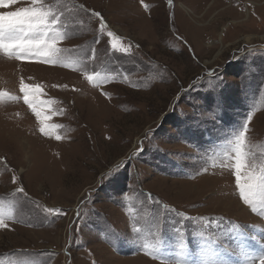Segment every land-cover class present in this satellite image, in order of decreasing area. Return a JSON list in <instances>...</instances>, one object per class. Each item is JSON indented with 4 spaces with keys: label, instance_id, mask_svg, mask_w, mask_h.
Masks as SVG:
<instances>
[{
    "label": "rangeland",
    "instance_id": "1",
    "mask_svg": "<svg viewBox=\"0 0 264 264\" xmlns=\"http://www.w3.org/2000/svg\"><path fill=\"white\" fill-rule=\"evenodd\" d=\"M36 7L58 51L0 49V264H259L264 0Z\"/></svg>",
    "mask_w": 264,
    "mask_h": 264
},
{
    "label": "snow or ice",
    "instance_id": "2",
    "mask_svg": "<svg viewBox=\"0 0 264 264\" xmlns=\"http://www.w3.org/2000/svg\"><path fill=\"white\" fill-rule=\"evenodd\" d=\"M39 2L40 0H33V7H21L17 11L0 15V49L10 55H15L17 59L29 55L36 58L41 55L50 56L58 51L56 41L60 39L59 33L48 37V32L52 31V26L59 22V17L36 7ZM12 3H15V0H0V8L10 6ZM93 15L100 16L101 14L94 12ZM100 27L103 30L105 24L101 22ZM35 31H39L43 36L38 39H25L29 32ZM16 32L23 35L6 39V33ZM21 90L27 97L29 91L27 86L24 85ZM36 115L40 116V113L36 112ZM41 131H44V129H41ZM238 140H243V133L238 137ZM235 151V178L244 204L252 205L255 209L258 200L260 205L264 207V169L261 170L260 174H256L254 171L249 172L245 182L241 183V169L244 167V163L240 148L237 147ZM20 191L22 192L23 189H20ZM2 223L3 220H0V224ZM259 264H264V255H261Z\"/></svg>",
    "mask_w": 264,
    "mask_h": 264
},
{
    "label": "bare ground",
    "instance_id": "3",
    "mask_svg": "<svg viewBox=\"0 0 264 264\" xmlns=\"http://www.w3.org/2000/svg\"><path fill=\"white\" fill-rule=\"evenodd\" d=\"M240 208V210H242V208L241 207H239ZM242 212H243V210H242ZM155 264V263H154Z\"/></svg>",
    "mask_w": 264,
    "mask_h": 264
}]
</instances>
